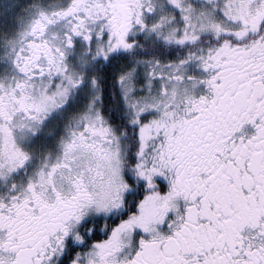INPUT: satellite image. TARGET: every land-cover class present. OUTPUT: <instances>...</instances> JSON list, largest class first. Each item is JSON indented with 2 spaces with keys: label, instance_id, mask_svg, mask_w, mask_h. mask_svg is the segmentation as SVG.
I'll return each mask as SVG.
<instances>
[{
  "label": "snow or ice",
  "instance_id": "6c2138e0",
  "mask_svg": "<svg viewBox=\"0 0 264 264\" xmlns=\"http://www.w3.org/2000/svg\"><path fill=\"white\" fill-rule=\"evenodd\" d=\"M0 264H264V0H0Z\"/></svg>",
  "mask_w": 264,
  "mask_h": 264
}]
</instances>
